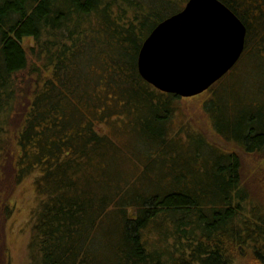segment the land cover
Here are the masks:
<instances>
[{
    "label": "trees",
    "instance_id": "obj_1",
    "mask_svg": "<svg viewBox=\"0 0 264 264\" xmlns=\"http://www.w3.org/2000/svg\"><path fill=\"white\" fill-rule=\"evenodd\" d=\"M188 1L0 0L1 137L25 44L51 69L17 138L15 182L35 172L38 197L31 264H264V0H221L246 45L203 103L238 151L199 132L201 151L184 156L169 141L180 97L150 85L137 61L151 30Z\"/></svg>",
    "mask_w": 264,
    "mask_h": 264
},
{
    "label": "water",
    "instance_id": "obj_2",
    "mask_svg": "<svg viewBox=\"0 0 264 264\" xmlns=\"http://www.w3.org/2000/svg\"><path fill=\"white\" fill-rule=\"evenodd\" d=\"M247 29L221 0H189L162 20L143 41L140 76L181 98L208 91L238 64Z\"/></svg>",
    "mask_w": 264,
    "mask_h": 264
},
{
    "label": "rangeland",
    "instance_id": "obj_3",
    "mask_svg": "<svg viewBox=\"0 0 264 264\" xmlns=\"http://www.w3.org/2000/svg\"><path fill=\"white\" fill-rule=\"evenodd\" d=\"M35 46L32 41L25 44L29 65L27 69L17 72L18 74L15 78L16 98L12 105L13 109L8 115L7 123H9H6L8 132L2 137L0 134L2 144L0 151V182L8 181V185H12L8 191H0V195L5 196L6 193H9L10 203L8 206L12 207L13 205L14 209L12 214L6 219V210L4 206L0 205V264H31L32 262L29 246L32 237L31 229L35 222L33 213L36 211L35 207L38 206V197L34 184L35 172L16 183L15 162L19 155L17 138L24 121L22 116L26 112V106L33 96V92L38 88L36 86L38 75L41 74L42 80H45L49 78L48 76H50L51 72L50 68H45V62L43 63L39 59V52ZM39 83L42 85L41 82ZM209 96L210 94L206 91L198 94V96L180 97L178 99V107L173 119L170 121L171 126L169 127V132L172 133L169 141L173 149H176L177 154L189 156L195 150L201 151V145H198L195 140L199 136V132L203 133L210 144H215L222 150L235 149L234 145L227 143L213 131L205 115L203 103ZM141 131L142 128L138 127L139 136ZM132 136L135 137L134 135ZM235 150L238 151V148L236 147ZM144 187L148 189L146 181ZM153 188L157 189L158 187Z\"/></svg>",
    "mask_w": 264,
    "mask_h": 264
}]
</instances>
